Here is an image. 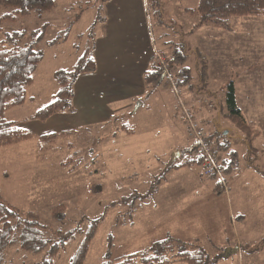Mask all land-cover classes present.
I'll return each mask as SVG.
<instances>
[{"label": "rangeland", "instance_id": "374dc122", "mask_svg": "<svg viewBox=\"0 0 264 264\" xmlns=\"http://www.w3.org/2000/svg\"><path fill=\"white\" fill-rule=\"evenodd\" d=\"M199 1L164 0V25L152 17L159 45L156 61L166 70L164 81L149 86L142 101L110 105L119 115L107 123L83 117L73 133L56 140L36 137L0 148L1 194L23 212L37 213L48 226L50 239L56 241L59 231L77 226L84 231L92 219L105 216L86 264L103 263L110 237L113 259L172 237L176 246L169 259L185 245L190 250L201 247L212 258L233 251L230 259L218 264H264V16L232 17L230 30L212 25L193 30L199 16L185 9L197 8ZM103 8L101 0H58V7L42 17L32 14L0 21V41L20 32L25 34L21 45L29 46L44 33L36 47L43 59L35 70V82L28 88L26 103L7 112L8 120L38 135L52 132L47 126L54 123L29 118L53 100L59 87L56 72L71 68L88 37L105 28ZM10 11L0 7V18ZM184 40L189 53L186 65L193 75L189 86L178 83L181 67L170 62ZM231 82L252 127L250 135L229 116ZM187 114L206 134L204 141L216 153L221 176L203 175L201 162L168 171L173 164L199 158L200 151H193L199 143L184 118ZM66 116L75 118L69 111ZM218 135L238 153L231 176L224 172L231 151L221 148ZM70 158L72 164L65 165ZM217 183L220 193L215 190ZM152 187L154 195L141 199ZM60 204L66 206L62 220L53 215ZM83 237L77 234L68 241L56 264H69ZM47 253L14 246L5 262L42 264Z\"/></svg>", "mask_w": 264, "mask_h": 264}, {"label": "trees", "instance_id": "16d2710c", "mask_svg": "<svg viewBox=\"0 0 264 264\" xmlns=\"http://www.w3.org/2000/svg\"><path fill=\"white\" fill-rule=\"evenodd\" d=\"M101 1L106 2L108 0ZM147 3L152 17L158 19L157 21L161 25H164V0H147ZM0 7L11 10L0 18L1 22L17 21L20 17L32 14L42 17L43 14L57 7V0H0ZM185 12L199 16V24L193 30L203 25H212L224 30H230L229 19L232 17H263L264 0H200L197 8H187ZM43 35L44 33H41L38 40L29 46L21 45L22 37L25 34L20 32L9 34L0 41V148L17 145L36 137L41 141L56 140L60 136L73 133H52L37 136L33 132L18 127L14 121L7 119V112L11 108L23 105L27 101L28 88L34 84L35 70L43 59L42 53L36 49L37 43L43 40ZM188 58V43L184 40L175 49L170 60L173 65L181 67L180 79L178 80L180 85L189 86L192 83V69L186 65ZM96 69L97 61L93 55L92 47H89L72 68L61 69L56 73V80L59 86L58 92L48 105L39 109L30 119L45 122L56 113L72 111L75 83L78 77L82 74L92 73ZM165 70L164 67L157 64L154 57L150 69L145 73V80L148 86L155 88L162 83ZM206 74L205 69L200 73L202 82H204ZM227 107L232 121L250 135L252 127L237 104L233 82L228 86ZM124 127L126 131H129L126 128L129 126L124 125ZM217 138L220 140L222 136L218 135ZM220 144L223 150L231 151L232 159L227 161L228 164L224 171L227 176H231L237 166L235 159H237L238 153L231 149L230 142L220 140ZM197 150L200 151L199 145L193 149V151ZM201 160L202 156L199 154L198 160H187L181 164H173L168 168V171L191 166L193 162L200 163ZM72 161L73 158H70L68 162L64 163L68 165L72 164ZM219 185L217 183L215 189L218 193L221 192ZM152 188L141 199L153 196L156 188ZM65 211V204H60L54 208L53 215L55 218L62 220L65 217ZM104 219L105 216L92 219L89 227L84 231L81 226L69 231H59L58 239L54 241L46 235L48 226L42 223L37 213L23 212L18 206L7 202L0 192V264H6V253L9 248L14 246L34 253L48 250L47 256L42 260V264H56V259L60 252L66 247L67 242L74 239L77 234H82L84 237L71 257L69 264H86L92 242ZM175 241L172 237L160 239L152 242L141 252L113 259L110 256L112 246V238L110 237L109 248L102 264H218L223 260L230 259L233 255V251H228L212 258L201 247L190 250L184 245L181 246L180 251L169 259L168 254L175 249Z\"/></svg>", "mask_w": 264, "mask_h": 264}, {"label": "crops", "instance_id": "0c3cea01", "mask_svg": "<svg viewBox=\"0 0 264 264\" xmlns=\"http://www.w3.org/2000/svg\"><path fill=\"white\" fill-rule=\"evenodd\" d=\"M103 3L105 16L101 25L105 28L94 33L93 37H88L80 55L82 57L92 47L97 69L80 75L75 83L76 103L73 110L69 111L75 118L72 120L66 116L68 111L56 113L43 122L54 123L47 126V130L52 132L41 135L33 132L37 136L74 132L83 117L85 121L97 124L110 122L119 115L118 111L111 110L110 105L126 100H130L129 103L142 101L149 90L145 73L150 69L152 59H157L159 45L154 38L155 33L153 35V20L147 0H108ZM78 37L82 39L83 33ZM91 38H94L93 43L88 45ZM124 125L120 126L125 128ZM214 187L211 189L212 194Z\"/></svg>", "mask_w": 264, "mask_h": 264}, {"label": "built area", "instance_id": "2783aa9c", "mask_svg": "<svg viewBox=\"0 0 264 264\" xmlns=\"http://www.w3.org/2000/svg\"><path fill=\"white\" fill-rule=\"evenodd\" d=\"M185 120H187L190 124V128L192 130V134L197 139V142L199 143L200 150H201V167L203 170V175L212 177L213 175H217L218 177L221 176V168L220 164L218 163L217 159L215 158L216 153L212 149V146H209L205 141L204 138L206 134L202 131V129L199 128L198 123L193 121L191 119V116L187 114V116L184 117ZM222 182L225 185V181Z\"/></svg>", "mask_w": 264, "mask_h": 264}, {"label": "water", "instance_id": "95a60500", "mask_svg": "<svg viewBox=\"0 0 264 264\" xmlns=\"http://www.w3.org/2000/svg\"><path fill=\"white\" fill-rule=\"evenodd\" d=\"M141 107V102L140 103H138V105H137V107H136V110L135 111H137L139 108ZM178 155L180 156V153H178Z\"/></svg>", "mask_w": 264, "mask_h": 264}]
</instances>
